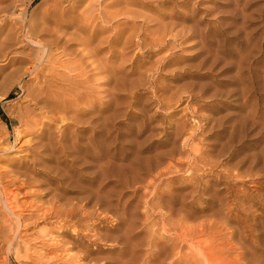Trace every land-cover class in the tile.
Returning a JSON list of instances; mask_svg holds the SVG:
<instances>
[{
	"label": "rangeland",
	"instance_id": "1",
	"mask_svg": "<svg viewBox=\"0 0 264 264\" xmlns=\"http://www.w3.org/2000/svg\"><path fill=\"white\" fill-rule=\"evenodd\" d=\"M24 9L45 37L61 36L69 54L57 56L83 69L72 91L81 97L62 115L27 96ZM3 10L0 171L39 174L11 186L29 223L14 232L24 257L4 254L0 240V264H93L76 259L83 246L54 252L70 233L97 246L94 264H170L176 226L179 264L195 253L197 264H264V0H0ZM74 69L60 68V81ZM30 110L38 122L25 126L19 114ZM66 207L76 212L67 228L58 216L37 218ZM96 232L113 240L94 245Z\"/></svg>",
	"mask_w": 264,
	"mask_h": 264
},
{
	"label": "bare ground",
	"instance_id": "2",
	"mask_svg": "<svg viewBox=\"0 0 264 264\" xmlns=\"http://www.w3.org/2000/svg\"><path fill=\"white\" fill-rule=\"evenodd\" d=\"M7 16H8V13H7V10H5L4 13L0 17V23L4 24L6 22ZM19 19H20V21H19L20 26H19V31L18 30L17 31H18L19 36L22 37L23 43H25L26 45H29L28 42H25L26 38L29 40V42L33 43L32 46L29 45V47H27L28 48L27 57L19 60V64H20L19 70L22 71L23 74H28L30 77V85L27 87V96L29 97V100L31 101L32 105H34V107L36 109H39L40 111H43L46 113H51V114L52 113L53 114L58 113V114L62 115L63 114L62 112H65V110L67 109V106L71 102H75L78 100V98L81 97V95L79 96L73 92H74V89L77 88V84H78L77 83L75 85L74 81H75L76 77L83 75L82 74L83 69L79 68L78 65H73V66H75L74 70L75 71L78 70V74H76V76L73 79L71 76L68 75L69 78H67V80L71 83L68 82V84H67L66 79H64L65 83H63L62 80L60 81L58 70L60 68H66V69L68 68L69 69V68L73 67V66L70 67L68 62L62 60L61 57L57 56V55H60L62 53H64V55L69 54L67 52V47L65 46V42L64 43L61 42V36L60 35H58L56 38H52V39L45 37L43 29H41L38 25L33 23L30 19H29L30 21L27 19L26 9H24L22 11ZM34 44L37 46V48L33 47ZM82 62L77 63V64L80 65ZM67 85H69V87ZM57 115H55V116H57ZM35 116H36V113L34 111L30 110V111H27V113L23 112V113L19 114L20 122L25 126H32L34 124H37V122H38L37 119H35ZM41 121L43 122V124H46V122L44 120H41ZM7 130H8V128H7ZM41 140H42V138H41ZM2 142L8 144L9 139L5 137ZM43 144H45V143H43ZM42 145H39V146H42ZM42 148H43V150H45L46 147L44 146ZM42 148L38 149L39 151L36 152L37 155H41V153H42L41 149ZM45 152H46V150H45ZM36 154H35V156H36ZM36 157H34V158L36 159ZM35 159H34V161H36ZM37 160H38V157H37ZM37 163H38V161H37ZM144 165H145V163H144ZM156 165H159V163H157ZM11 172L13 174H19V176L13 177V175L10 174ZM7 173L0 171V206H3V207L7 206V208L11 211V213L16 215L17 218L15 216H13V217L16 218V219L14 218L15 219L14 221L18 220L15 222V223L18 222V224H16V228H15L16 230H14V226L11 225L14 222L12 221L11 223H8L9 217L7 215H0L1 216V218H0V238L1 239L0 240H1V244L3 243V245H5L7 247V248H4L5 246L3 247L6 250V251L3 250L5 252L4 254H6L8 252V254L10 255L11 253L14 252L16 254V257L19 258V257L23 256V254L21 255V251H20V249H22V248L19 247L21 243H18L19 244V245L17 244L18 247H15L16 241H15L14 232L15 231L17 232L18 228L20 229L19 226H22V228H23V226H26L29 222L26 223L27 217L25 214H23L21 212H19V213L16 212L17 211L16 208L21 206V205L19 204L18 200L16 199L18 194L15 192V190H14L15 188L13 187L14 189H12L11 186H16L18 183V178H21V177H24L23 182H21L19 185H17L16 188L17 189H23L26 186H30L32 183L35 182L36 177L39 174V172L38 171H32L31 173H29L27 170L22 171L21 169L14 168L8 174ZM6 176L8 177V179H6V180H8L9 183L4 184V178ZM146 184H147V182H146ZM90 196L91 195H89L88 197H90ZM56 198H58V197H55L53 200H51L49 202V204H52L50 206H54L56 204V201H55ZM101 200H102L101 196L99 194H97L95 196L96 205H100ZM68 203H70V202L63 203L62 206H69L70 204H68ZM70 206H74V205L72 204ZM106 207H108V206H106ZM63 210L64 211H62V210L54 211L52 209H47L45 211H42V213L37 214V218L42 219L41 221L44 222L47 218H52L53 216H58V217L62 218L63 228H67L68 227V221L74 219L76 212H75V209L72 207H68V208L66 207ZM5 212H6V210H5ZM5 212H3V213H5ZM7 212H8V210H7ZM9 215H11V214H9ZM117 216H118V219H120V221H124L126 219L125 215L119 214ZM161 217H162V215H161ZM9 221H11V220H9ZM34 221H35V223H37L36 220H34ZM12 226H13V228H12ZM167 230L170 231L171 228L167 229ZM174 230H176V231L173 234V236L170 237V239L173 240L170 243V245L175 250V252H174L175 258H174V261L171 262L170 264H179L180 261L182 260V257H183L182 256V252H183L182 249L184 247V240H183V235L177 226L174 228ZM42 231L45 232V230H42ZM63 232H65V231H63ZM70 236H71L72 241H67V242L61 241L62 244L57 243L58 242L57 241L55 243V247L53 248L54 252H56V253L59 251L62 252L63 249H65V250L69 249L70 250L71 248H73L75 246L76 247L83 246V248H84L83 251H80L79 255L76 257L77 260L81 261V260H85V259L89 258L91 260V262H94V263L99 261V258L96 256V254L98 253L97 246L90 248L89 245H86L85 242L87 241L86 240L87 238H86L85 234L74 235V234L70 233ZM92 236L96 237V239L95 238L93 239L94 245H97L96 241L98 242V241L104 240V239L105 240H113L111 235L110 236L107 234L103 235L100 232L93 233ZM164 237H166V236H164ZM189 241H190V243H188V245L191 246L190 248L195 247V245L198 243V241L196 240V236L194 234L190 236ZM67 244H69L70 246L67 247L66 246ZM25 254H28V253H25ZM195 254H197V253H195ZM195 254L190 257V260L192 263L197 264V262H199V259L196 257L197 255L195 256ZM25 256H28V255H25ZM60 256L61 255L58 254L57 259L61 258ZM200 258H202V257H200ZM214 258H215V256H213L212 259H209V258L206 259L208 261L207 264H220ZM3 262L5 263L4 260H3ZM80 264H83V263H80Z\"/></svg>",
	"mask_w": 264,
	"mask_h": 264
}]
</instances>
